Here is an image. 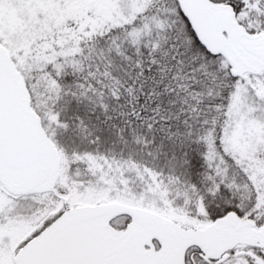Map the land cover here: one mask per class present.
Listing matches in <instances>:
<instances>
[{
    "label": "snow or ice",
    "instance_id": "1",
    "mask_svg": "<svg viewBox=\"0 0 264 264\" xmlns=\"http://www.w3.org/2000/svg\"><path fill=\"white\" fill-rule=\"evenodd\" d=\"M0 264H264V0H0Z\"/></svg>",
    "mask_w": 264,
    "mask_h": 264
}]
</instances>
